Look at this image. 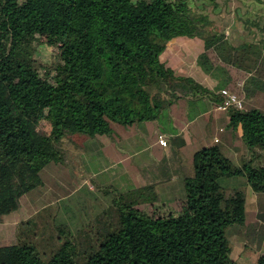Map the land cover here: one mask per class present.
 I'll return each mask as SVG.
<instances>
[{
    "label": "trees",
    "instance_id": "16d2710c",
    "mask_svg": "<svg viewBox=\"0 0 264 264\" xmlns=\"http://www.w3.org/2000/svg\"><path fill=\"white\" fill-rule=\"evenodd\" d=\"M192 1L0 0V219L42 185L48 164L62 160L64 137L158 120L181 98L199 101L184 114L192 118L202 100L217 107L222 89L235 93L242 109L229 107L225 126L240 128L249 149L264 150V109L243 106L264 93V20L246 19L247 31L260 37L234 44ZM181 36L202 41L196 64L214 88L159 59ZM39 45L55 49L52 63L38 60ZM42 118L52 122L49 134L37 130ZM237 175L264 183V164L237 165L211 143L193 153L179 210L159 200L153 185L107 186L110 201L74 232L59 224L36 241L35 221L19 224V241L0 246V264H236L228 227L240 226L248 242L264 241V225L246 226L245 191L218 182Z\"/></svg>",
    "mask_w": 264,
    "mask_h": 264
},
{
    "label": "rangeland",
    "instance_id": "374dc122",
    "mask_svg": "<svg viewBox=\"0 0 264 264\" xmlns=\"http://www.w3.org/2000/svg\"><path fill=\"white\" fill-rule=\"evenodd\" d=\"M191 5L195 11L200 10L209 17L213 23V29L223 32L228 31V33H225V36L230 38L234 44H239L245 41H256L260 37V34L255 30H252V32L247 31L245 20H256L257 17L264 20V3L262 2H257L256 0H194ZM37 49L36 56L40 62L52 63L55 60L56 52L53 47L39 45ZM201 50L202 44L199 38L181 36L172 39L168 43L167 48L160 54L159 59L162 62H165L168 66L174 68L179 74L199 80L200 75L206 74L195 62L196 55ZM238 78L239 77H237V79ZM205 103L207 104L206 100L203 102V108L208 106ZM243 106H255L264 109V93L250 100L244 98ZM168 111V109L163 110L161 112V117L156 122H150V124H145L147 121L133 123L131 125L113 124L112 130L109 133L104 134V137L105 139H122V137H129L131 138L132 146L128 148L130 150L136 148L139 141L137 139L139 134H144L148 138L152 135L155 136V133L157 132L156 126H159L161 130H164L171 125V123L168 122L171 118ZM210 114L213 116H219V119L225 117L224 113L220 116L221 112H216L212 109ZM203 119L205 123L203 128L192 126L190 129L191 134L185 133L184 135L187 143L184 150L186 165H189L191 150L204 147L203 145L198 144L199 136L204 137L207 135L206 144H211L213 142L209 138V135L213 130V124H211L208 118L205 117ZM37 130L41 133L49 134L52 130L51 120L48 118L40 119L37 123ZM75 135L76 136H74L73 139H80V137L86 136L78 133ZM224 153L237 165H240L246 160H252L255 164H264V150L259 146L249 149L241 137L233 140L232 144L226 145ZM137 159H140L147 164H152L156 159L161 160V157L155 155L153 152H143L135 158V160ZM79 168L81 171V167ZM188 174L189 173L183 171L179 176L176 175L174 178L176 179L178 186L175 191L168 192L172 193L181 201L186 195L183 178ZM218 182L227 190L233 188H240L244 191L249 190L247 189L249 182L244 175L220 177ZM249 184L252 185L251 190H253L258 198L257 208H259L260 212L264 214V183ZM38 189L39 188H36V190ZM106 189H108L107 186L101 190L95 191V195L86 194L83 189L76 194H71L66 201L63 200L61 203H59L57 199L52 201L54 197L58 198L57 195H39L37 194V191L35 192V190H32L28 196L29 199L32 200L30 205L31 208L34 206L36 210V214L30 217V219H33L36 224L35 232L38 236L35 240L41 241L42 234H50L51 229L55 225L64 224L72 232L83 226L97 211L110 201L109 195L106 194ZM38 191H41V188ZM47 195L50 196L49 201L46 200V198H48ZM179 204L178 201L170 208H172V210H179ZM26 211L29 212L28 203L26 205ZM255 211L256 209L254 206L249 207L248 205L247 212L250 218L256 216ZM20 213H22V211ZM2 219H0V246L16 244L20 238L18 231L20 230L19 225L8 224L10 222L6 224ZM262 220L264 223V219ZM239 227L240 226L238 225H233L226 229V235L231 245L229 258L235 261L236 264H256L258 256L264 254V242H248L246 238H243L242 235L237 233L236 230ZM25 236L31 237V233L24 232V237ZM42 257L47 259V253L43 254Z\"/></svg>",
    "mask_w": 264,
    "mask_h": 264
},
{
    "label": "crops",
    "instance_id": "0c3cea01",
    "mask_svg": "<svg viewBox=\"0 0 264 264\" xmlns=\"http://www.w3.org/2000/svg\"><path fill=\"white\" fill-rule=\"evenodd\" d=\"M225 33H228V31ZM197 81L210 89L214 88L213 86L216 84L215 80L213 82L208 74L200 75ZM205 100L208 105L209 101L207 99L202 100V102ZM198 102L193 101V99L185 100L181 98L178 100L168 109V114L171 116L168 122L171 125L164 130L156 126L155 136L152 135L148 138L144 134H139L137 147L131 150L128 148L132 146L129 137L105 139L104 135H94L73 139L76 136L75 134L64 137L60 142V148L64 153L62 160L50 163L43 169V183L38 187V190L41 188V191L35 189V192L37 191L39 195H57L58 198L54 197L52 201L57 199L61 203L63 200L66 201L71 194H76L83 189L86 194L95 195V191L106 186H113L120 191H127L144 185H153L159 200L163 203H167L170 207L178 201L180 203L181 200L168 192L175 191L178 186L174 178L176 175L179 176L183 171L189 174L192 172V156L198 150L197 148L191 150L190 162L189 165H186L184 155L187 145L184 138L185 133L191 134L190 129L192 126L203 128L205 124L203 118L206 117L213 124L212 133L209 135L210 140L213 141L212 143L219 142L225 148L226 145L232 144L233 140L241 137L240 128L233 130L225 126L227 122L225 111L218 110L214 105L206 106L195 117L187 118V116H184L186 110L190 109L192 111ZM180 109L183 110V114L178 115ZM211 109L221 112L220 116L224 113L225 117L219 119V116L211 115ZM156 121H147L145 124ZM159 136L166 140L167 144L165 146L158 143ZM205 136H199V145H209L206 144L207 135ZM143 152H153L155 155H159L161 160L156 159L152 164H147L140 159L135 160ZM79 167H81V171ZM251 188L252 185L248 183L247 189L249 190L245 191L246 226L252 223L259 226L264 225L262 220L264 214L257 208L258 198ZM28 195L30 193L22 196L17 211L9 217H2L3 222L19 225V223L27 221L36 214L34 206L32 208L30 206L32 200L29 199ZM46 200L49 201L50 196ZM27 203L29 212L26 211ZM248 205L249 207L254 206L256 209V216L253 218L248 216ZM21 211L22 213H20Z\"/></svg>",
    "mask_w": 264,
    "mask_h": 264
},
{
    "label": "built area",
    "instance_id": "2783aa9c",
    "mask_svg": "<svg viewBox=\"0 0 264 264\" xmlns=\"http://www.w3.org/2000/svg\"><path fill=\"white\" fill-rule=\"evenodd\" d=\"M237 85L239 87H243V80H239L237 82ZM220 95L223 99L222 103L219 104L216 108L220 111H226L229 107H234L236 109H242V101L236 96L235 93L226 90V89H222L220 91ZM158 143L162 146H165L166 140L162 137L159 136L158 137Z\"/></svg>",
    "mask_w": 264,
    "mask_h": 264
}]
</instances>
